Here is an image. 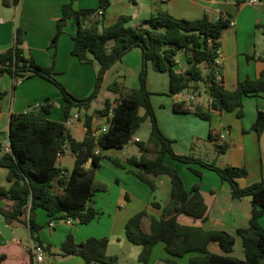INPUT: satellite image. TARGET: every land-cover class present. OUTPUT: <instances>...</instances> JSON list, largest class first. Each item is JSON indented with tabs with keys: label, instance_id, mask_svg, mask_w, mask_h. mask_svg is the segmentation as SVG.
<instances>
[{
	"label": "trees",
	"instance_id": "1",
	"mask_svg": "<svg viewBox=\"0 0 264 264\" xmlns=\"http://www.w3.org/2000/svg\"><path fill=\"white\" fill-rule=\"evenodd\" d=\"M20 0H4L5 5L19 4ZM77 0H70L62 7V17L57 23L56 33L51 42L57 48L59 39L71 18L78 20L77 33L73 36L72 54L81 62H90L92 55L100 64L94 91L86 98L79 99L72 95L58 79L54 66L39 64L33 55L25 56L22 47L24 31L16 29L13 46L0 53V78L8 73L15 78L14 86L33 76H41L53 82L69 103L65 114L69 116L72 107L90 106L99 96L106 72L129 51L139 47L143 52L140 86L121 93L117 104L112 107L110 100L103 109L85 116L87 132L82 141L76 140L66 122L38 116L33 113L12 114L10 120V151L0 157V166L8 169L9 188L0 187V197H8L15 204L4 216L7 221L18 219L29 210V227L31 235L39 241L45 252L52 253L51 244L45 245L36 233L43 225L36 222L37 209L47 211L49 221L56 218H73L81 224H89L100 215L94 206L93 197L105 187L96 180V170L107 158L100 151L111 148H124L136 136L143 123L150 118L152 129L148 141H139L140 156L128 159L133 173L140 181L146 183L152 191L157 189V178L168 175L172 190L169 202L162 208L160 217L150 215L146 209L135 213L126 223V236L130 242L142 246L138 256L141 264H149L155 246L162 242L170 257L166 264H181L178 259L193 254L186 264H264V176L261 181L242 187L238 179L246 177L245 167H221L215 162H208L194 155H179L173 149V140L162 131L152 103V92L148 87L149 67L170 75V94L179 95L184 91L200 92L201 83L209 87L211 94L210 109L204 110L200 105H188L185 100L175 104L178 113L194 112L203 119L210 120L212 110L238 111L244 115V98L260 96L264 93V70L259 78L240 80L235 90L224 87L218 79V64L223 31L232 21L229 16L220 15L216 21L208 16L200 19L177 18L168 13H158L149 19V28H135L128 25L129 15H121L113 24L103 25L105 12L112 0H99L93 8H77ZM242 1V0H239ZM102 11L100 15L99 12ZM95 16L96 24L85 26L82 18ZM180 51L190 54L191 67L185 71L176 70L177 55ZM193 90V91H192ZM5 92L0 89L1 100ZM52 105H44L50 112ZM145 113L141 114L140 109ZM107 130L95 135L92 122L95 118L109 116ZM259 135L264 132V111L258 110L252 126ZM69 146L75 155V165L67 172L58 165L59 157ZM227 145L219 146L224 153ZM99 150V153H97ZM170 155L174 160L188 165L200 178L203 172L191 167V164L216 171L232 187L235 199L252 197V217L248 227L238 229L244 247V258L230 255L234 251L235 236L224 230H206L197 225H186L179 221L181 215L205 221L208 218V204L201 191V181L188 189L179 169L166 163ZM91 161V166L88 163ZM115 165L120 163L112 160ZM58 181L57 188L55 182ZM156 207H161L157 202ZM150 219V232L142 227L144 218ZM211 242L219 243L226 254L212 252ZM108 237H91L78 242L74 234L68 233L61 244L63 256L81 257L87 264H116L117 256L108 254ZM23 257V256H22ZM10 254H0V264H13ZM16 264H35V254L28 249L25 258Z\"/></svg>",
	"mask_w": 264,
	"mask_h": 264
},
{
	"label": "crops",
	"instance_id": "2",
	"mask_svg": "<svg viewBox=\"0 0 264 264\" xmlns=\"http://www.w3.org/2000/svg\"><path fill=\"white\" fill-rule=\"evenodd\" d=\"M69 1L22 0L19 10L20 26L26 29L22 47L25 56L33 55L36 61L43 66H54L58 79L68 91L76 98L83 99L95 89L100 64L94 60L92 55L88 56L91 61L84 63L72 54L73 36L78 29L76 18L69 19L57 48L51 46L57 23L62 17V7ZM98 4L99 0H77L75 6L77 8H93ZM4 7L11 9L9 5H4ZM161 12L191 20L208 16L211 21H216L220 15L229 16L232 23L223 31L220 39L221 49L217 58L218 73L224 87L233 91L237 88L240 80L260 77L264 70V0H260L258 4H251L249 0H112L99 27L113 24L121 15H129L131 20L128 25L135 28H149V19ZM15 14H18L17 10H15ZM82 23L85 26H93L96 24L95 16L82 18ZM13 27L16 29L10 18L5 19L0 15V53L13 46ZM68 30L71 32L68 33ZM37 41L39 44H36ZM189 57L190 54L180 51L177 55L176 70L185 71L190 68ZM142 61V49L133 48L106 72L99 96L92 104L87 107H72L69 116L65 114V106L69 103L64 99L59 88L50 80L41 76H33L14 86L15 78L8 73L4 74L0 78V89L6 93L1 100L0 157L7 152V147H10L9 133L12 114L33 113L41 117L66 122L71 128L73 137L82 141L87 132L85 116L98 110L97 108L93 109L96 101L100 104L99 109L105 107L107 100H110L114 107L121 97V93L140 86L139 76ZM148 87L152 92V103L159 125L164 134L173 140V149L177 154L194 155L202 159H205L209 154H214L215 163L221 167H245L248 170V175L238 179L242 187L262 180L264 176V132L259 135L252 126L256 121L258 110L264 111V93L260 96L244 98V115L242 117L238 116L237 110H212L211 119L206 120L194 112H176L175 104L185 100L188 105H200L204 110L210 109L212 97L207 84L201 83L200 92L187 91V98L192 94L195 95V99L189 102L187 98L183 99L181 94H170L169 73L156 71L150 66ZM201 100L206 105L202 104ZM48 104L52 105L50 112H46L43 108ZM83 109H86V113L81 116ZM140 113H145L144 108L140 109ZM75 114H78L79 117L76 118ZM111 115L112 112L109 116L93 120L92 128L95 133L99 132L102 127L108 126ZM151 129L152 123L148 118L136 137L140 138L141 142L148 141ZM138 142H130L120 149L111 148L100 151L107 158L102 160L101 166L96 170V176L100 175L103 167L108 164L115 165L112 160L126 166L124 169L120 168L121 174L117 173L111 178H107L113 184L111 194L116 206H111L109 209L103 207V211L108 210L112 216L109 230L105 235L117 237L119 241L123 234L126 235V223L136 212L146 209L150 215L160 217L162 208L169 202L172 190L171 178L168 175L158 177L157 189L152 191L146 183L130 173L131 167L128 165V159L141 155ZM221 145L228 146L224 153L219 152ZM111 151H115L116 154L112 155ZM65 159L70 165L64 163ZM166 163L179 169L188 189L194 183L201 181V191L209 207L208 218L205 221L186 215H181L179 221L186 225L201 226L206 230H224L233 234L236 243L234 251L230 255L244 258V247L238 229L248 227L250 224L252 197L233 198L231 185L224 181L216 171L203 168L198 164H191V167L202 170L203 177L200 180L188 165L174 160L170 155L166 157ZM91 164L90 161L88 167ZM121 164L120 166H122ZM58 165L67 172H71L74 168L75 155L69 146L65 153L59 157ZM7 175L8 169L0 166V187L9 188L11 186ZM55 184L60 189L58 181ZM109 195L110 193L107 192L106 196ZM132 201H136L140 206L135 213H130L128 210ZM154 202L159 203L161 207L154 206ZM14 204L15 202L10 198L0 197V254L8 252L11 256V263L16 264L18 260L25 258V253L30 249L32 243H39V241L31 235L28 222L29 210L20 215L18 219L7 221L4 212L9 211ZM75 221L80 225L75 226L71 218L60 217L49 221L47 211L39 208L36 212V222L44 227L36 235L45 245L49 241L51 243L59 235V242L62 244L67 236L65 229H62L65 226L73 229L78 242L84 241L87 237L83 235V226L77 219ZM142 227L146 232H150L149 218H144ZM98 234L97 231L89 233L87 236H104ZM238 243L241 244L240 255L236 254ZM162 244L165 249V244ZM140 247L142 250V246ZM209 249L215 253L226 254L217 242H211ZM153 254L149 264L158 263V260H153ZM192 255L188 254L179 258V263L186 264ZM168 257H170L168 253L167 255L162 254L161 262L165 263V259ZM43 263L45 264V261Z\"/></svg>",
	"mask_w": 264,
	"mask_h": 264
},
{
	"label": "rangeland",
	"instance_id": "3",
	"mask_svg": "<svg viewBox=\"0 0 264 264\" xmlns=\"http://www.w3.org/2000/svg\"><path fill=\"white\" fill-rule=\"evenodd\" d=\"M9 1L12 2V0H9ZM21 4H22V0H20L19 4H17V5H14L13 3H11L9 5L11 9H8V8L4 7V5H5L4 0H0V9H1L0 15L3 16L5 19L10 18L12 20L13 26L14 25L16 26V29L18 27L22 28L24 31V36H25L26 29L24 27L20 26L21 17H20L19 10H20ZM17 6H19V7H17ZM15 10L18 11L17 15L15 14ZM16 29H14V27H13V38H12V40L14 41L13 44L15 43V39H16ZM67 32L70 33L71 31L68 30ZM36 44H39V42L37 41ZM63 74H65V73H63ZM65 75L68 76L67 74H65ZM188 91L191 92V90H188ZM187 95H188V92L184 91L181 94V97L183 99H186ZM201 101H202V104L206 105V103L203 100H201ZM99 107H100V104L96 101V103L93 106V109H96V108L99 109ZM85 113H86V109H83L81 116H84ZM138 131H137V133H138ZM111 154L115 155L116 152L111 151ZM66 160L67 159L64 160V163L68 164V162H67L68 160L67 161ZM204 160H206L208 162H215V156H214V154L213 155L209 154L206 156V158ZM68 165H70V164H68ZM121 165L122 166H118V165L115 166V165H111V164L109 165L108 164L101 169L100 175L96 176V180L101 185H103L105 187L104 190L97 191L93 197L94 206L99 210L100 216L97 220L93 221L92 223H89L87 225L82 224L81 226H83V229H84L83 235H85V237H87L85 240H87L88 238H91V237H97V236H87V235H89V233H96L97 231L99 233L98 235H104L103 237L109 238L108 254L118 257V261L116 264H141L139 262V259H138L139 253L141 251V247L139 245H135L132 242H130L127 239L125 234H123L121 236V241H119L117 237L113 238L109 235H105V233H107V231L109 230V224L111 222L112 216L110 215L108 210L103 211V207H106L107 209H109L111 206H113V207L116 206L115 200H113V195L111 194V192H112L111 188L113 187V184L108 179L111 178L112 176L116 175L117 173H119V174L122 173L121 169L126 168V166L124 164H121ZM128 165H129V163H128ZM129 166L131 167V169H130V171H131L133 169V167L131 165H129ZM126 170H128V169H126ZM107 192L110 193V195L108 197L106 196ZM139 207L140 206L138 205V203L136 201H132L129 204L128 210L130 213H133V212L135 213V211H137V209H139ZM71 219L74 222L75 226L80 225L73 218H71ZM59 229H60V227H59ZM62 229H65L67 234L72 232L75 236V239H76V235H75V233L71 227L66 228L65 226H63ZM98 238H102V237H98ZM59 240H60V237H59V235H57L55 237V239L53 241H51V243H49L50 241L47 242V244L52 245V247H51L52 253L51 254L46 253V256L43 260V262L45 261V264L46 263L47 264H86L85 261L79 257L63 256L62 250H61V243L59 242ZM156 246H155L156 249L154 248L155 251L153 254V260H158V263H156V264H165L164 262H161V259H162L161 255L162 254L167 255V252L164 249V245L162 243H159ZM240 250H241V244L238 243L237 247H236V254L237 255L241 254ZM43 262H41L40 264H44ZM93 264H102V263H93Z\"/></svg>",
	"mask_w": 264,
	"mask_h": 264
},
{
	"label": "built area",
	"instance_id": "4",
	"mask_svg": "<svg viewBox=\"0 0 264 264\" xmlns=\"http://www.w3.org/2000/svg\"><path fill=\"white\" fill-rule=\"evenodd\" d=\"M163 1H167V0H163ZM249 3L251 4H258L260 3V0H249ZM99 14H102V11L99 12ZM218 79L222 80L221 76L218 73ZM195 99V95L192 94L187 98V101L192 102ZM75 117L78 118V114H75ZM68 122V121H67ZM70 123V121L68 122ZM107 130V126H104L101 128V130L99 132H96L95 135L99 136L102 132H105ZM133 141H140V138L138 137H134L131 142ZM10 151V147H7V152ZM97 153H99V150H97ZM32 249V251L35 254V264H40L41 262H43L44 258H45V250L42 247V245H40L39 243H32V246L30 247Z\"/></svg>",
	"mask_w": 264,
	"mask_h": 264
},
{
	"label": "water",
	"instance_id": "5",
	"mask_svg": "<svg viewBox=\"0 0 264 264\" xmlns=\"http://www.w3.org/2000/svg\"><path fill=\"white\" fill-rule=\"evenodd\" d=\"M80 222V220H78Z\"/></svg>",
	"mask_w": 264,
	"mask_h": 264
}]
</instances>
